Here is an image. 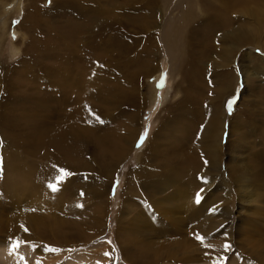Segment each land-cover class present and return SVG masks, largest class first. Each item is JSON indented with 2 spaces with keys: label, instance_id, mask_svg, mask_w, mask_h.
<instances>
[{
  "label": "rangeland",
  "instance_id": "1",
  "mask_svg": "<svg viewBox=\"0 0 264 264\" xmlns=\"http://www.w3.org/2000/svg\"><path fill=\"white\" fill-rule=\"evenodd\" d=\"M88 1L0 0V248L11 252L0 254V264H142L170 253L174 258L160 264H264V0H206L195 9L201 21L171 39L165 37L172 34L169 18L184 5ZM84 6L114 17L87 26ZM118 6L135 11L124 16ZM147 9L154 18L140 14ZM238 31L248 32L244 42L234 40ZM175 60H181L179 72ZM233 116L242 125L237 134ZM221 122L216 164L224 179L236 180L231 196L221 177H212L209 188L190 187L189 205L165 211L170 206L160 201L173 188L156 196L152 183L164 175L149 174L184 168L182 182L203 180L196 168L207 163L199 143H218L213 135ZM77 124L92 135L90 141L71 135L66 143L62 163L76 164L73 174L46 176L52 162L41 152L51 145L43 150L37 141L50 143L64 136L55 130L71 133ZM187 125L179 135L176 129ZM136 132L118 156L113 136L120 141ZM155 140L162 146L152 152ZM100 159L120 161L106 177ZM233 172L240 177L231 179ZM95 184L104 195L94 196ZM214 254L219 257L209 260ZM182 256L204 259L175 261Z\"/></svg>",
  "mask_w": 264,
  "mask_h": 264
},
{
  "label": "bare ground",
  "instance_id": "2",
  "mask_svg": "<svg viewBox=\"0 0 264 264\" xmlns=\"http://www.w3.org/2000/svg\"><path fill=\"white\" fill-rule=\"evenodd\" d=\"M84 2L83 3H89V1L88 0H83ZM166 2H167V5L168 6H170L171 8V10H174V9H176V7L178 8L179 6H183L184 5V10L183 11H181L180 10V12L176 15V16H173V15H171L170 16V20H169V22L172 24V26H171V28H170V32L172 33L171 34V36L169 37V36H167V34L165 33V37L166 38H169V39H171V38H174V37H176V38H182V36H184V35H187L186 34V30H187V27L190 25V23H194V24H196L197 22H198V20L197 19H199L200 21H201V19L199 18V16L195 13V9H197V11L199 10L200 11V9H201V6L204 4V3H206V0H175L176 2H174V0H165ZM211 1H213V0H211ZM80 1H78V3H79ZM150 2V1H149ZM152 2V1H151ZM155 2H156V0H155ZM215 3V2H214ZM125 6V5H124ZM85 7V12H86V15L85 16H83V18H84V20H83V23H87V26L89 25V24H94V23H99V22H102V21H104V20H108L107 18H104V16H107L108 17V15H110V18L112 17H114L111 13H109V11L108 12H106V11H101V13L99 12V10L98 9H96V7L95 8H91V6H84ZM119 7V9H118V11H119V14H121V12H122V14L124 15V16H126L127 14H132L134 11H132L131 9L130 10H128V9H126V10H124V9H121L120 8V6H118ZM59 9L60 10H64L65 9V7H64V3H61L60 4V7H59ZM62 11H60V12H62ZM93 11H97V13H98V17H92L93 15H92V13H93ZM105 12V13H104ZM100 13V14H99ZM140 14H144L146 17H149V18H147V19H149L150 20V18H152L153 16V13H152V11H151V9H147V10H143V11H141V13ZM115 16H116V18H118V16L115 14ZM145 17V18H146ZM155 17V16H154ZM153 17V18H154ZM201 17V16H200ZM98 18H100L99 19V22H98ZM167 20V19H166ZM195 20H197V22L195 21ZM203 22H204V20H202ZM177 25V26H176ZM181 25V26H180ZM198 25V24H197ZM219 25V24H218ZM196 29V28H195ZM91 30H92V28L90 29V34H91ZM213 30V29H212ZM211 30V31H212ZM237 32V31H236ZM239 33H241V34H237V33H235V36H236V39H234L235 41H240V42H244V37L243 36H241V35H244V33L245 32H240V31H238ZM246 33H248V32H246ZM245 33V34H246ZM213 34L214 33H212V36H213ZM215 35V34H214ZM247 36H249V35H246V37ZM186 39V38H185ZM227 39V38H226ZM249 41V40H248ZM182 42V41H181ZM245 42H247V41H245ZM177 43V42H176ZM180 44V43H179ZM172 45V44H171ZM185 45V44H184ZM183 45V46H184ZM187 45V44H186ZM236 45V44H235ZM175 46H177V45H175ZM181 46V45H180ZM177 47L176 49H177V55L178 56H182L184 53H183V51H184V47ZM174 53V52H173ZM203 54H199L200 56H205L206 54H205V52H202ZM232 53V52H231ZM253 54V53H252ZM176 55V54H175ZM177 55H176V57H177ZM200 56H199V58H200ZM233 58V57H232ZM258 59V58H257ZM178 60V59H177ZM177 60H175V63L173 64L172 63V65L174 66V69L177 71V72H179L180 71V68L182 67V65L181 64H183V60L181 61L182 63L181 64H179L180 63V61H179V63H177ZM201 59H198V61H200ZM173 62V61H172ZM249 63V62H248ZM247 67H249V64H247L246 65ZM257 67H260L261 68V66H257ZM173 69V70H174ZM257 70V69H256ZM172 72V71H171ZM235 72V71H234ZM243 73L242 74H244V73H246L245 71H242ZM229 74V73H228ZM232 74V73H231ZM235 74V73H234ZM245 75V74H244ZM232 75H227V78H230ZM233 77V76H232ZM246 77V76H245ZM229 83V82H228ZM222 89V88H221ZM216 115V114H215ZM214 116V115H213ZM237 117V116H236ZM236 117L235 116H233L231 119H230V121L231 120H233V122H232V124H231V128H232V130H233V132H235V134H237L236 132H238V130H240V129H242L241 128V124L238 122L237 123V121H236ZM192 122V119L189 121V126H190V123ZM165 124V123H164ZM188 125H187V127L186 126H181V127H179V128H177L176 129V131H178V134L179 135H183L184 134V132H186V129H187V131H188V129L190 130V127H188ZM263 125H264V123H261L260 124V129H261V127H263ZM167 126V125H166ZM165 125H164V127H166ZM163 127V128H164ZM55 128V127H54ZM54 128H51V129H53L54 130ZM62 128V127H61ZM257 128V127H256ZM256 128H250L249 130H253L252 131V134L254 133V132H256L255 131V129ZM75 129H79L80 130V132H78V131H75ZM260 129L258 130L257 129V131H260ZM49 130V129H48ZM55 131H57V132H61V133H64V136H60V137H57V139L59 140L58 142H55V141H57V139L55 138V139H53L50 143H46V139H48V137H45L44 138V140L43 141H37L38 142V148H40V145L42 146V149L43 150H45V148H47L48 146H50L51 148H48L47 149V151H43V152H41V154L43 155V156H45V157H47L48 158V160L50 161V162H52V163H50V164H48V165H50V168L49 169H47V167H46V169L44 168V170H45V173H43V174H46V176H50V175H52V178H55L56 176L57 177H59V176H61L62 174H64V173H70V174H73V170L75 169V167L77 166L76 164H73V163H68V164H64V163H62V159H63V157H64V152H65V150H66V143H68V142H70L71 140H72V136L71 135H74V136H76V138H84L85 140H87V141H90L91 140V132H90V129L89 128H87V127H85V126H83V125H80V124H77L76 126H75V128H74V130L70 133V132H67V130H62V129H57V130H55ZM262 131L264 132V127H263V129H262ZM219 132H220V135H219ZM223 132V124H222V122H221V125H220V127H219V130H218V132H217V134H215V135H213V136H218V140H217V142L218 143H216L215 142V139L214 138H210V139H203V140H201L202 141V143H199V149H200V151L202 152V154H203V156H205V162L207 163V164H205V165H207V167L205 166L204 168H201V167H198V168H196V169H201V170H203V180H200V182L198 181V180H195V181H185V183L184 182H182L181 180L184 178L181 174H179L178 173V171L180 172V170L181 169H183V171L185 170L184 168H176L175 170H174V168H173V171H172V173H169V172H167L166 170H165V166H163L162 168H157V169H153L152 171H151V174H149V176L150 177H157L158 175H161V174H163L164 175V177H163V180L161 181V182H156V181H154L153 183H152V185H153V189L154 190H156V196L158 195V194H160V193H163L164 191H166L168 188H173V190L169 193V194H167V197H166V199H163V200H161L160 201V203H164V204H166V206H168V204H169V209L168 208H166V210L165 211H167V212H172V211H174L175 209H180V207L181 206H187V205H189V193H190V187H192L195 183H198L199 185H201L202 186V184L203 185H205V188H209V187H211L212 185V183L213 182H215L214 180H215V178L213 179V181H212V177H216L217 178V176L218 177H221V183H222V187H223V190L224 191H228L229 192V194H228V192L227 193H225V194H227L226 196H231V194H232V189H231V187H232V183L234 182V181H236V180H234L233 182L230 180V179H224L223 178V173L222 172H220L219 171V169H218V165L216 164V159H219V156H220V154H218V151H219V149L217 150V147L219 146V144H220V141L222 142V140H221V136H222V133ZM132 136L134 137V139L136 140L137 139V137H138V135H137V132L135 133V134H131L130 135V137H128V136H126L125 138L123 137V136H121L120 137V141H119V138L116 140L115 139V137L113 136V139H111L112 141H111V146H117L116 147V149H117V151H118V156H121L122 155V153H123V151L122 150H124L125 149V144L127 143L128 145L130 144V146L131 145H133L132 144ZM93 137V136H92ZM100 137V136H99ZM112 137V136H111ZM100 139V138H99ZM106 140V139H105ZM162 140H163V138H162ZM108 141V140H107ZM106 141V142H107ZM238 141H239V143H240V140L238 139ZM109 142H110V140H109ZM97 143V142H96ZM98 143H100L101 144V146L103 145L102 144V142H101V139L99 140V142ZM105 143V142H104ZM35 144V146H36V143H34ZM236 145V144H235ZM99 146V145H98ZM101 146H99V147H101ZM153 146H154V149H152L153 151L152 152H154L155 150H157L158 148H160L161 146H162V144L161 143H159V142H156V140H155V142L153 143ZM153 146H151V147H153ZM37 147V146H36ZM220 148L222 147V145L220 144V146H219ZM37 148V150H39ZM102 148H103V146H102ZM41 151V150H40ZM234 151V150H233ZM236 151V150H235ZM110 152H111V154H114V152H112L111 150H110ZM31 153H33V152H31ZM38 153V152H37ZM47 153V154H46ZM34 154H36L35 152H34ZM40 154V153H39ZM46 154V155H45ZM33 155V154H32ZM200 155H201V153H200ZM229 156V155H228ZM41 158H43V157H41ZM121 158V157H120ZM47 160V161H48ZM102 162H104V164H106L107 165V167L106 168H104L105 170H102V172L103 173H105V176L107 177L108 176V173L110 172V173H113V169L115 168V166H116V164L117 163H119V161H120V159L118 160V162L116 163V164H113V163H115V162H110V161H108V163H107V161H105V160H102V159H100ZM220 161V160H219ZM229 160H227V162H228ZM230 162V161H229ZM219 163V162H218ZM83 166H87V164H86V161H82V163L80 164V167H83ZM233 166V165H232ZM235 166H238V167H240L241 169H244L245 167L244 166H242V165H240V164H235L234 165V168H235ZM232 169V168H231ZM231 169H229V170H231ZM43 170V169H42ZM259 176H261L262 178H264V170L263 169H259ZM222 173V174H221ZM230 173V172H229ZM248 173V172H247ZM190 174H194V171H191V173ZM36 176V175H35ZM201 176V175H200ZM45 177V176H44ZM51 177V176H50ZM62 177V176H61ZM110 177H112V176H110ZM191 177V175L189 176V178ZM196 177V176H195ZM230 177H231V179H237V178H239L240 177V175L238 174V173H236V172H233V173H231L230 174ZM253 177H254V175H253ZM47 178V177H46ZM45 178V179H46ZM105 178V177H104ZM33 179H34V177H33ZM32 179V180H33ZM140 179H141V181H142V186H143V188H144V183L146 182V179L144 178V177H140ZM31 180V179H30ZM58 180V179H57ZM59 180H60V178H59ZM56 181V180H55ZM181 181V182H180ZM240 181H241V179H240ZM33 182V181H32ZM62 182V181H61ZM219 182V181H218ZM232 182V183H231ZM83 183V182H82ZM220 183V182H219ZM260 183V182H259ZM263 183L264 182H262V185H263ZM33 184H35V182L33 183ZM41 184V182L38 184V185H40ZM42 184H44V183H42ZM48 184V183H47ZM57 184V182L55 183V184H53V185H56ZM59 184V183H58ZM186 184V185H185ZM234 184H235V182H234ZM251 184V183H250ZM49 185V184H48ZM240 185H243V184H240ZM252 185V184H251ZM254 185H258V187H260V184H254ZM76 186V185H75ZM90 186V185H89ZM56 187H57V185H56ZM71 187V186H70ZM236 187V186H235ZM252 187V186H251ZM54 188V187H53ZM72 188V187H71ZM79 187L77 186V189H78ZM93 188V192H94V196L95 197H98V196H100V195H104V188H103V190L101 191V188L100 189H98L97 187H96V184L92 187ZM233 188V187H232ZM240 186L237 184V189H238V191L240 190ZM263 188V187H262ZM42 189H45V186H42ZM76 188H73V190H72V192L70 193V194H72V196H77V194L79 193V192H77L78 190H77ZM153 189H151V190H153ZM244 189H245V187H244ZM247 189V188H246ZM68 190V189H67ZM204 190V189H203ZM256 190V189H255ZM199 191H201L200 189H198V191H196V192H199ZM203 191H201V193H202ZM60 193H61V191H60ZM193 193H194V191H193ZM231 193V194H230ZM263 193V192H262ZM239 195V194H238ZM195 196V195H194ZM154 197L153 196H151V200H152V202H154ZM203 199V198H202ZM254 199H256V198H254ZM181 200V203H183L182 205H181V203H179L178 204V202ZM226 200H228V199H226ZM219 202V201H218ZM221 202V201H220ZM227 202V201H226ZM259 202V201H258ZM155 203V202H154ZM168 203V204H167ZM157 205V204H156ZM160 206H162L163 207V205H160ZM216 206V205H215ZM224 206V205H223ZM200 207V206H199ZM202 209V208H201ZM213 210H214V208H212ZM164 211V212H165ZM215 212V211H214ZM213 212V213H214ZM191 213V212H190ZM202 213V212H201ZM212 212H211V216L213 217L214 215H216L215 213L213 214ZM199 214V213H198ZM191 215V214H190ZM201 216V215H200ZM212 222V221H211ZM155 234V233H154ZM143 235V234H142ZM155 247V246H154ZM157 249V248H156ZM9 253V255H11V252L9 251V250H6L5 248H0V254H8ZM9 255H7V256H9ZM170 255V257H168V256H166V257H160V258H149V259H146V260H144V263H142V260H141V263L142 264H160V261H164V260H169V259H171V258H174V256H173V254L172 253H170L169 254ZM219 254H214V256H211L210 257V259L209 260H214V258H217V257H219L218 256ZM161 256V255H160ZM169 258V259H168ZM180 259H178V260H175V261H177L178 263H187V262H199V261H201V260H203L204 259V257L202 256V257H200L199 259H197V257L196 258H191V257H179ZM208 259V258H207ZM140 262V261H139ZM211 262V261H210ZM67 264H81V263H79L78 261H75V262H68ZM195 264H198V263H195Z\"/></svg>",
  "mask_w": 264,
  "mask_h": 264
},
{
  "label": "snow or ice",
  "instance_id": "3",
  "mask_svg": "<svg viewBox=\"0 0 264 264\" xmlns=\"http://www.w3.org/2000/svg\"><path fill=\"white\" fill-rule=\"evenodd\" d=\"M233 103H234V100H229L228 101V104H227V107L230 109L231 107H232V105H233ZM143 141V136L141 137V142ZM138 147H139V144L137 145ZM50 187H52V186H50ZM53 190H55L54 188H53ZM200 199H201V193L200 192H197L196 193V202L197 203H199L200 202ZM198 240H202L203 239V237H200V236H197L196 237ZM18 245L17 244H15L14 243V245H13V247L15 248V247H17ZM228 246L226 245V248H227ZM107 255V254H106Z\"/></svg>",
  "mask_w": 264,
  "mask_h": 264
}]
</instances>
